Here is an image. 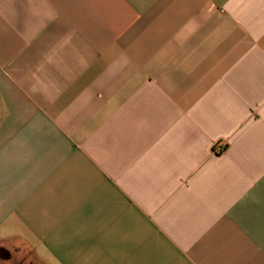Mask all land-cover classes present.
<instances>
[{
  "label": "crops",
  "instance_id": "1",
  "mask_svg": "<svg viewBox=\"0 0 264 264\" xmlns=\"http://www.w3.org/2000/svg\"><path fill=\"white\" fill-rule=\"evenodd\" d=\"M0 264H264V0H0Z\"/></svg>",
  "mask_w": 264,
  "mask_h": 264
}]
</instances>
